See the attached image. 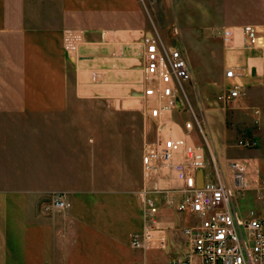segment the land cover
<instances>
[{"label":"crops","instance_id":"0c3cea01","mask_svg":"<svg viewBox=\"0 0 264 264\" xmlns=\"http://www.w3.org/2000/svg\"><path fill=\"white\" fill-rule=\"evenodd\" d=\"M191 1L194 31L225 32L221 91H241L229 126L217 102L216 150L222 164L245 165L240 211L264 221V0ZM148 32L142 0H0V264H169L186 254L190 216L167 206L157 232L165 247L130 246L146 227L140 191L150 183L122 116H140L145 139L147 108L105 101L142 91ZM106 35L122 56H106ZM246 139L256 146L240 147ZM52 193L70 208L44 214Z\"/></svg>","mask_w":264,"mask_h":264},{"label":"built area","instance_id":"2783aa9c","mask_svg":"<svg viewBox=\"0 0 264 264\" xmlns=\"http://www.w3.org/2000/svg\"><path fill=\"white\" fill-rule=\"evenodd\" d=\"M76 39L68 41L75 48ZM144 91L143 99L164 102L170 100L172 109L179 111V91L190 76L186 58L174 46H165L152 32L143 41ZM236 77V70L228 68L226 79ZM241 95L238 87L224 85L217 102L224 108ZM163 105L150 107L151 119L162 116ZM200 126L197 116L185 123L190 135ZM201 128V127H200ZM146 141L142 149L144 170L169 168L181 183L177 189L159 188L148 184L140 191L146 227L131 235L130 246L135 250H152L165 247V239L157 235L162 208L167 206L178 213L190 216L184 227L187 252L169 264H264V221L254 216H244L240 199L246 191V167L241 162L220 164L212 158L207 162L204 152L194 143L161 135ZM191 138V136H190ZM192 139V138H191ZM240 147L253 148L256 142L246 139ZM184 155L175 161L176 154ZM202 186H198L199 177ZM264 187V183H263ZM176 193L180 198L176 200ZM71 203L60 193L47 195L41 202L44 214H53L70 208Z\"/></svg>","mask_w":264,"mask_h":264},{"label":"rangeland","instance_id":"374dc122","mask_svg":"<svg viewBox=\"0 0 264 264\" xmlns=\"http://www.w3.org/2000/svg\"><path fill=\"white\" fill-rule=\"evenodd\" d=\"M191 2V0H142V6L146 9L148 20L152 24L153 36L165 46L177 47L186 58L191 74V78L182 84L179 91L181 100L177 102V106L180 108L179 111L173 109L171 113L168 111L163 116L165 120H169L174 126L170 130L168 127L160 130L162 135H167L168 131L171 130L172 134L177 132V134H174L176 137L181 136L182 130L180 138L186 139V143H191L188 137L191 136L192 142L204 152L207 162L214 158L222 165L221 157L218 155L214 143L213 129L218 131L224 126V113L220 105L218 106L216 99L221 91L219 77L223 70V61L230 49L225 43V32L215 33L194 31L192 29ZM181 9L186 12L184 17L179 14ZM105 39L107 41L106 56L111 58L122 56V48L113 44L112 37L106 35ZM76 52L77 50L72 55H75ZM104 67L106 70L113 68L111 64ZM185 85H189L188 88ZM210 87L214 88L210 90ZM143 100L145 101L142 97V91L131 89L120 91V95L115 96V98L111 96L109 99H105L109 104L116 105V103L121 102L137 107H142L141 101L143 102ZM229 107L228 105L226 109L228 110L226 117L228 126L232 124L230 118L233 119L234 116V112L231 113ZM146 110L144 112L147 119L145 139L140 116L137 115L136 118L131 117L130 119L122 116L121 136L130 137L132 146H134L132 144L133 140H140L141 144L144 145L146 141L154 140L157 137L161 119L148 118V109ZM194 114L197 116L200 126H196L195 130L188 135L185 123L191 121ZM141 147L143 149V146ZM152 181L154 182L153 185L156 186V180ZM174 184L178 185L176 182L173 183V186Z\"/></svg>","mask_w":264,"mask_h":264},{"label":"bare ground","instance_id":"6f19581e","mask_svg":"<svg viewBox=\"0 0 264 264\" xmlns=\"http://www.w3.org/2000/svg\"><path fill=\"white\" fill-rule=\"evenodd\" d=\"M191 78V74L189 76V79ZM188 79L185 81L187 82ZM143 89H144V71H143V78H142V94H143ZM142 107L145 106V108H150V107H157L159 105H163L164 107L162 108V118H159V120L161 119V121L159 122V131L161 133L162 128L164 127H168L169 130L171 129L172 126H174L172 124V122H170L169 120H165L163 118V116L165 115L166 112L170 111V113L172 112V107L173 105L171 104L170 100H165L164 102H160V101H156L155 99H147V100H143V102L141 101ZM171 115V114H170ZM161 129V130H160ZM174 134H177V132H174ZM174 134H172V130L168 131L167 135H163V136H167V137H174V138H178V139H182L186 142V139L184 138H180L182 136V130H181V136L180 137H176L174 136ZM162 135V133H161ZM190 138V136H188ZM191 143L189 144H193L191 138H190ZM184 155L182 153L180 154H176L174 160L175 161H181L183 159ZM146 171V177L148 179V181H150L149 183L151 185H153V181L152 180H156V186L159 188H166V189H177L178 187H180L181 183L177 180L175 174L167 167H161L158 169H148L145 170ZM178 183V185L173 186V183Z\"/></svg>","mask_w":264,"mask_h":264},{"label":"water","instance_id":"95a60500","mask_svg":"<svg viewBox=\"0 0 264 264\" xmlns=\"http://www.w3.org/2000/svg\"><path fill=\"white\" fill-rule=\"evenodd\" d=\"M198 186H199V187L202 186V177H201V176L199 177V180H198Z\"/></svg>","mask_w":264,"mask_h":264}]
</instances>
